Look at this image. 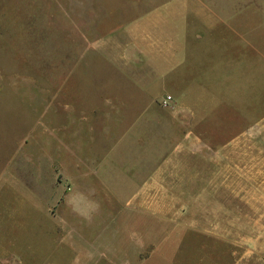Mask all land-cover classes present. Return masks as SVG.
<instances>
[{
  "label": "crops",
  "instance_id": "obj_1",
  "mask_svg": "<svg viewBox=\"0 0 264 264\" xmlns=\"http://www.w3.org/2000/svg\"><path fill=\"white\" fill-rule=\"evenodd\" d=\"M100 1L61 0L59 5L67 32L75 29L77 47L75 56L63 57L74 64L62 65L58 111L50 106L44 113L47 126L59 125L60 169L70 183L60 213L70 207L78 217L84 213L80 207L102 201L120 205L119 212L153 220L146 231L141 227L145 233L163 235L170 222V240L188 231L181 221L197 219L188 211L202 195L210 222L229 219L217 190L238 189V182L201 181L195 174L229 172L227 164L212 165V159L228 157L231 144L215 143L238 142L255 128L250 139H259L261 23L240 19L241 6L213 0H115L124 3L117 12ZM167 97L172 100L165 106ZM95 142L107 147L102 160L91 164ZM44 149L46 155L56 153L53 141L45 140ZM83 152L84 168L73 161ZM19 182L18 176H5L0 165V222L5 189L14 190ZM238 218L242 213L231 214V220ZM213 225L207 235L221 237ZM152 236H147V252L158 248Z\"/></svg>",
  "mask_w": 264,
  "mask_h": 264
},
{
  "label": "rangeland",
  "instance_id": "obj_2",
  "mask_svg": "<svg viewBox=\"0 0 264 264\" xmlns=\"http://www.w3.org/2000/svg\"><path fill=\"white\" fill-rule=\"evenodd\" d=\"M60 1L0 0V165L5 176L12 174L20 181L14 190L5 189L4 193L0 264H264V121L259 139H250L255 128L238 142L215 143L231 144L228 157L212 159V165L227 164V174H195L201 181L238 182V189L217 190L222 193L221 202L227 204V220H208L203 195L188 211L197 219L181 221L189 229L184 234L179 231L172 240L170 222H165L163 235L152 230L145 233L146 224L153 220L138 212H119L120 205L103 201L85 205L78 217L70 207L60 213L70 183L60 169L59 125L47 126L44 113L50 106L57 107L50 111H58L62 65L69 69V64H74L73 59L63 57L68 53L75 56L77 49L75 29L67 32L61 21ZM213 3L241 6L240 19L258 20L264 32V0ZM120 4L100 1L106 10L112 7L116 12ZM45 140L56 145L52 156L45 154ZM106 147L94 143L91 164L102 160ZM84 155L73 158L82 168L86 167ZM201 160L197 158L200 166ZM179 175L183 179L193 176L167 174L170 179ZM197 191L203 194L205 190ZM236 212L242 213L243 219L231 220ZM213 224L222 230L221 237L207 235ZM147 236L158 243L156 252H147Z\"/></svg>",
  "mask_w": 264,
  "mask_h": 264
},
{
  "label": "built area",
  "instance_id": "obj_3",
  "mask_svg": "<svg viewBox=\"0 0 264 264\" xmlns=\"http://www.w3.org/2000/svg\"><path fill=\"white\" fill-rule=\"evenodd\" d=\"M171 100H172V98H171V97H168L167 100L163 102V104H164L165 106H167L168 103H169V101H171Z\"/></svg>",
  "mask_w": 264,
  "mask_h": 264
}]
</instances>
